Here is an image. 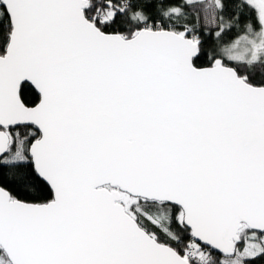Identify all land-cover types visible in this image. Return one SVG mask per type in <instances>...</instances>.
Here are the masks:
<instances>
[{"label": "snow or ice", "instance_id": "1", "mask_svg": "<svg viewBox=\"0 0 264 264\" xmlns=\"http://www.w3.org/2000/svg\"><path fill=\"white\" fill-rule=\"evenodd\" d=\"M0 264H264V0H0Z\"/></svg>", "mask_w": 264, "mask_h": 264}]
</instances>
